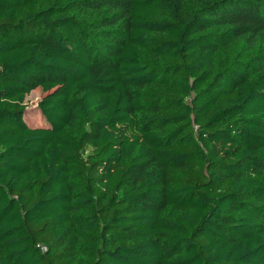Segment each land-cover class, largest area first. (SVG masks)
Wrapping results in <instances>:
<instances>
[{
  "label": "trees",
  "instance_id": "obj_1",
  "mask_svg": "<svg viewBox=\"0 0 264 264\" xmlns=\"http://www.w3.org/2000/svg\"><path fill=\"white\" fill-rule=\"evenodd\" d=\"M0 264H264V0H0Z\"/></svg>",
  "mask_w": 264,
  "mask_h": 264
},
{
  "label": "rangeland",
  "instance_id": "obj_2",
  "mask_svg": "<svg viewBox=\"0 0 264 264\" xmlns=\"http://www.w3.org/2000/svg\"><path fill=\"white\" fill-rule=\"evenodd\" d=\"M54 90H52L53 92ZM47 93L34 92L26 98V121L30 126L33 127H44L45 121L38 109V104L41 99L46 96Z\"/></svg>",
  "mask_w": 264,
  "mask_h": 264
}]
</instances>
